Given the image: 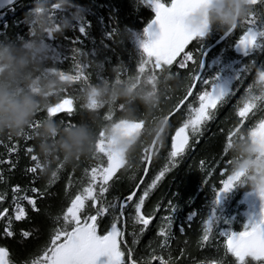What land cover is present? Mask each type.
<instances>
[{
  "label": "trees",
  "instance_id": "16d2710c",
  "mask_svg": "<svg viewBox=\"0 0 264 264\" xmlns=\"http://www.w3.org/2000/svg\"><path fill=\"white\" fill-rule=\"evenodd\" d=\"M235 9L234 0H224L222 9L208 11L209 31L195 35L185 46L188 53L194 54V63L190 55L185 67L179 68L178 61H164L146 53L135 40L134 34L153 20L151 0H12L0 6V44L19 47L23 40L37 38V23L46 20L38 36L48 45L44 69L56 74L61 82L60 87L47 90L45 102L18 133L0 131V212H5L0 216V247L8 250L12 264H30L39 254L57 226L56 217L62 216L70 199L82 191L87 181L85 169L100 165L109 168L113 150L107 148V143L123 123H138L141 128L122 149L121 165L112 172L103 200L118 204L133 191L155 134L195 80L204 50L233 24ZM249 21L258 32L257 43L247 53H240L236 50L237 40L243 30L250 28ZM207 60L212 61L213 69L202 72L193 91L205 92L223 73L224 64L233 72L231 89L213 110L194 147L148 190L142 211L149 214L155 209V213L141 232V225L131 219V204L167 163L166 150H160L175 126L188 118L186 104L164 127L148 173L124 209V241L128 247L120 243L125 261L128 249L141 264L149 254L171 257L173 264H197L221 257L231 260L224 256L218 229L239 231L261 208L249 204L248 197L264 188V154H257L253 137L264 126V0H239L235 29L209 51ZM187 102L194 103L193 97L189 96ZM246 103L252 107L244 122L236 109ZM48 119L54 124L51 132L41 128ZM81 125L93 133L94 146L87 153L68 155L61 142L68 129ZM222 167L226 175H237L233 186L217 201L211 186L218 187L219 179L224 178L219 172ZM29 168L35 170L29 172ZM208 173L211 176L205 181L203 177ZM98 188L99 184L97 194ZM173 192L178 208L165 238L159 230L167 223L164 205ZM25 197H32V203ZM16 205L24 208L20 220L13 212ZM86 207L91 208L90 201H86ZM191 209L196 214L189 221L186 215ZM209 216L213 232L200 247L203 219ZM110 220V213L98 217V234L107 231ZM178 221L183 223V232ZM59 223L62 226L63 221ZM122 223L123 219L118 221L120 227ZM23 232L29 235L25 237Z\"/></svg>",
  "mask_w": 264,
  "mask_h": 264
},
{
  "label": "snow or ice",
  "instance_id": "6c2138e0",
  "mask_svg": "<svg viewBox=\"0 0 264 264\" xmlns=\"http://www.w3.org/2000/svg\"><path fill=\"white\" fill-rule=\"evenodd\" d=\"M151 2L155 13L151 23H154L156 28L145 29L147 39L141 45L142 50L146 53L154 52L160 56L175 53L174 61H178L179 68L185 67V63L189 61L187 55H193L191 61L194 63V54L188 53L185 47L190 41L185 43L186 36L183 21L187 12L200 0H169L167 4L163 0H151ZM83 31L82 28L81 32ZM255 42L256 38L253 36L251 29L248 31L243 30L237 40V44L243 48H247ZM196 51L201 52V49ZM261 76H264V72L261 73ZM197 80L198 78L192 82L180 102V105L186 104L189 110L188 118L182 119L178 126H175L174 131L170 134V140L168 138L166 145L160 150H166L165 159L167 163L155 174L144 192L131 204L134 210V216L131 219L141 225V232L153 219L155 213V209L151 210L149 214L142 211L141 206L148 190L156 185L166 173L175 169L188 151L194 147L195 142L200 138L203 127L213 117V110L218 106L223 96L222 92L217 96H211L202 91L194 92L193 88L197 84ZM189 96L193 97L194 103L187 102ZM251 107L250 104L246 103L236 109L239 120L243 119L245 122ZM144 168L146 171L147 164L144 165ZM201 168L203 169V164ZM34 170V168L28 169L29 172ZM219 172L224 178L219 179L218 187L215 184L211 186L217 201L220 194L228 191L234 184V177L225 174V167L220 168ZM85 174L87 181L82 191H77L76 195L70 199L62 216L56 217L57 226L52 229L49 240L39 251V254L31 260L30 264H141L133 258L131 249L128 250L127 261H125V254L121 251L120 243L124 238V230L118 225V221H122L124 209L128 202L133 201V193L130 192L118 204L115 201L105 203L103 195L108 189V181L113 173L106 166L100 165L85 169ZM209 176H211V173H208L203 179L206 181ZM51 182L49 181V183ZM97 184H99L98 194ZM32 191L36 192L37 189L33 188ZM134 191L135 189H133ZM260 196L262 199L260 210L258 213L251 215L239 231H233L227 227L218 229V238L223 237L224 256H230L231 260H225L224 257H221L219 260L198 261L197 264H264V191L260 193ZM13 199L15 201V197ZM25 199L30 204L32 203V197H25ZM173 200L176 202L174 203ZM86 201H90L91 208L86 207ZM159 207L160 205L157 204L156 208ZM177 208V197L173 192L172 199H169L164 205V209L168 213L164 217L167 223L161 226L159 230L160 235L165 238L168 237V229ZM13 212L17 220L24 216V208L21 205H16ZM84 213L90 214L85 215ZM106 213H110V225L107 226V231L101 235L97 233V223L100 222L98 217ZM195 214L196 210L191 209L186 215V219L190 221ZM4 215L5 212H0V216ZM61 220L63 221L62 226L59 223ZM212 223V217L210 216L203 219V232L198 241L200 247H204V241L210 239V234L213 232ZM178 224L180 231L183 232V223L178 221ZM4 231L9 236L12 235L8 228H5ZM23 235L27 237L29 233L23 232ZM163 243L165 241H162ZM123 247L127 248L128 245L124 244ZM164 250L162 247L161 251ZM101 256H105L106 261L101 262L99 260ZM155 261H159V264H173L171 257L164 259L163 256H151L150 254L142 264H154ZM0 264H12L8 258V250L5 247H0Z\"/></svg>",
  "mask_w": 264,
  "mask_h": 264
},
{
  "label": "clouds",
  "instance_id": "9594fccd",
  "mask_svg": "<svg viewBox=\"0 0 264 264\" xmlns=\"http://www.w3.org/2000/svg\"><path fill=\"white\" fill-rule=\"evenodd\" d=\"M46 20L37 23V38L23 40L19 47L0 44V131L18 133L31 122L45 102L50 87H60L56 74L44 69L48 45L38 38ZM47 132L53 122H42ZM94 146L93 133L86 126L68 129L61 147L68 155L87 153Z\"/></svg>",
  "mask_w": 264,
  "mask_h": 264
},
{
  "label": "rangeland",
  "instance_id": "374dc122",
  "mask_svg": "<svg viewBox=\"0 0 264 264\" xmlns=\"http://www.w3.org/2000/svg\"><path fill=\"white\" fill-rule=\"evenodd\" d=\"M11 1L12 0H0V6L6 5L10 3ZM246 1H255V0H246ZM222 3H223V0H200L199 3H196L187 12L186 16L184 17V21H183L184 29H185V36H186L185 43L190 38L194 37L195 35L206 32L205 30L207 29L208 10L210 8H220ZM247 24L250 25L249 29H251L253 36L257 39L258 32L255 29H253V27H251V24H252L251 21H249ZM147 28L155 29L156 25L154 23H151ZM145 29L140 32H136L134 34L135 40L137 41L139 46H141L143 41L147 39ZM256 43L257 41L255 42V44ZM255 44L247 48H243L239 46L238 44H236V50L237 52H240V53H247L251 49V47H253ZM148 53L162 60H166V61H171L173 60V58H175V53H172L166 56H160L154 52H148ZM188 57H191V56L188 55L187 58ZM226 65L227 64H224V71L221 75L217 76L215 83L208 90L205 91L211 96H217L221 92L224 95L230 89L231 82H232V75H230V73H233V72L230 69H227ZM140 128H141V125L138 123H123L119 125L117 130L112 135L110 141L107 143V148L113 150L111 163L109 164V168H108L111 172H114L121 165L122 149L125 148L129 143H131L135 139ZM263 128L264 126L260 129V131L253 134L254 146H255L257 154H264V138L262 136ZM236 175L233 176L234 179L236 178ZM262 191H264V188L251 193L250 196L248 197L249 204L261 206L262 199H261L260 193ZM224 193L225 192L221 194H224ZM106 259L107 258L105 256H101L99 258L101 262L106 261Z\"/></svg>",
  "mask_w": 264,
  "mask_h": 264
},
{
  "label": "water",
  "instance_id": "95a60500",
  "mask_svg": "<svg viewBox=\"0 0 264 264\" xmlns=\"http://www.w3.org/2000/svg\"><path fill=\"white\" fill-rule=\"evenodd\" d=\"M235 16H234V20H233V24L231 25V27L225 32L223 33L217 40H215L208 48H206L203 52V55H202V64L200 65V68H199V71L196 75V78H200L204 68H205V65H206V59H207V55L209 53L210 50H212L215 46H217L219 43H221L222 41H224L229 35L230 33L235 29L236 27V24H237V20H238V14H239V0H235ZM197 80V82H198ZM195 87V86H194ZM194 89V88H193ZM183 105V104H182ZM182 105H180V103L176 106V108L174 110H172L167 116L166 118L164 119L163 123L161 124L159 130L157 131V133L155 134L150 146H149V151H148V155H147V159H146V164H147V170L145 171V168H144V171H143V174L141 177H143V179H139V181L137 182L136 186H135V191L133 193V198L134 196L136 195V193L138 192L141 184L143 183L147 173H148V170H149V167H150V164H151V161H152V157H153V153H154V149H155V146H156V143L158 141V138L161 134V132L163 131L164 127L166 126V124L168 123L169 119L171 118L172 115H174L179 109V107ZM180 107V108H181ZM178 109V110H177ZM262 136L264 137V130L262 132ZM129 203V202H128ZM122 228L124 230V233H125V216L123 217V223H122ZM122 242L124 244L125 241H124V238L122 240ZM129 250V249H128Z\"/></svg>",
  "mask_w": 264,
  "mask_h": 264
},
{
  "label": "flooded vegetation",
  "instance_id": "af4514ba",
  "mask_svg": "<svg viewBox=\"0 0 264 264\" xmlns=\"http://www.w3.org/2000/svg\"><path fill=\"white\" fill-rule=\"evenodd\" d=\"M234 1H235V0H234ZM223 5H224V0H223V3H222V5H221L220 9L223 8ZM210 9H212V8H210ZM210 9H209V10H210ZM209 10H208V11H209ZM207 18H208V12H207ZM207 20H208V19H207ZM209 27H210V23H209V20H208V21H207V29L205 30L206 32L209 31ZM191 39H192V38H190L186 43H188ZM211 44H212V43H211ZM173 60H174V58H173ZM173 60H171V61H173ZM164 61H166V60H164ZM207 63H208V65H207ZM211 63H212V61H211V62H208V60L206 61V65H205V68H204L203 72H204V71H206V73H207V72H211V70L213 69V68H212L213 63H212V64H211ZM200 65H201V64H200ZM207 66H208V67H207ZM197 73H198V72H197ZM209 86H210V85H209ZM211 86H212V85H211ZM211 86H210V87H211ZM210 87H209V88H210ZM209 88H208V89H209ZM208 89H207V90H208ZM230 89H231V86H230ZM230 89H229L224 95L228 94V92L230 91ZM224 95H223V96H224ZM263 130H264V128H263ZM263 138H264V137H263Z\"/></svg>",
  "mask_w": 264,
  "mask_h": 264
}]
</instances>
